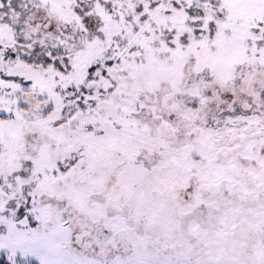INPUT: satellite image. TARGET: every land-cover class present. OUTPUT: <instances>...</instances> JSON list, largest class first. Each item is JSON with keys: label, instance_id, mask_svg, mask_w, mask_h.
<instances>
[{"label": "snow or ice", "instance_id": "snow-or-ice-1", "mask_svg": "<svg viewBox=\"0 0 264 264\" xmlns=\"http://www.w3.org/2000/svg\"><path fill=\"white\" fill-rule=\"evenodd\" d=\"M0 264H264V0H0Z\"/></svg>", "mask_w": 264, "mask_h": 264}]
</instances>
